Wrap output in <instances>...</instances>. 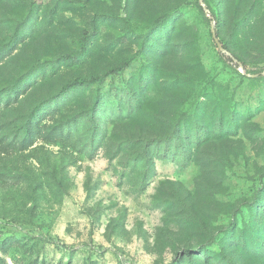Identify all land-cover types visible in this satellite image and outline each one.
Listing matches in <instances>:
<instances>
[{
    "label": "rangeland",
    "instance_id": "374dc122",
    "mask_svg": "<svg viewBox=\"0 0 264 264\" xmlns=\"http://www.w3.org/2000/svg\"><path fill=\"white\" fill-rule=\"evenodd\" d=\"M0 264H264V0H0Z\"/></svg>",
    "mask_w": 264,
    "mask_h": 264
},
{
    "label": "trees",
    "instance_id": "16d2710c",
    "mask_svg": "<svg viewBox=\"0 0 264 264\" xmlns=\"http://www.w3.org/2000/svg\"><path fill=\"white\" fill-rule=\"evenodd\" d=\"M162 20V18L160 19ZM218 24H215L214 27H216ZM219 40V39H218ZM223 48L225 49L226 53H222L221 52V56L223 57V59L227 62H229L232 65H238V66H244V64L240 61L239 58H237L233 53H231V51L229 50V48L223 43L222 44ZM123 67V65H120L118 67H115L112 69L113 72H117L119 70H121ZM83 80L81 78H75L73 81H70L68 83L65 84V88H69L75 84H79L82 83Z\"/></svg>",
    "mask_w": 264,
    "mask_h": 264
},
{
    "label": "water",
    "instance_id": "95a60500",
    "mask_svg": "<svg viewBox=\"0 0 264 264\" xmlns=\"http://www.w3.org/2000/svg\"><path fill=\"white\" fill-rule=\"evenodd\" d=\"M212 37H213L214 41L216 42L219 51L222 52V53H226V51L223 48L222 44L219 42L218 37L216 36L214 30H212Z\"/></svg>",
    "mask_w": 264,
    "mask_h": 264
}]
</instances>
